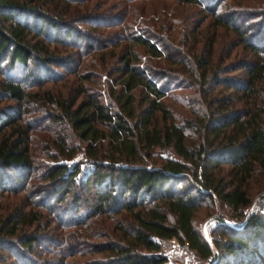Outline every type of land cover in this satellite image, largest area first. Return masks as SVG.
Segmentation results:
<instances>
[{
  "label": "trees",
  "instance_id": "trees-1",
  "mask_svg": "<svg viewBox=\"0 0 264 264\" xmlns=\"http://www.w3.org/2000/svg\"><path fill=\"white\" fill-rule=\"evenodd\" d=\"M51 1L53 8L46 9L41 0H0V61L7 58L11 69L17 64L24 66L35 85L41 84V74L47 80H59L64 73L51 66L66 69L73 62L74 54L61 56L56 46H70L79 52V40L85 39L81 48L85 45V51L91 48L87 42L92 37L98 46L104 44L102 36L85 34L72 23L85 16L79 14L77 7L84 0ZM175 1L200 4L199 0ZM221 1L215 0L203 8L215 24L236 35L234 46L241 45L252 54V59L239 62L238 68L245 74L242 79L219 77L218 69L210 63L213 42L208 44L207 57L191 56L188 61L184 56H171L166 50L169 46L161 48L141 34L130 35L131 42L142 45L150 57H162L166 63L181 67H170L165 72L149 66L142 68L131 49L119 53L114 76L122 86V92H114L118 111H112L97 92L86 87L85 83L91 82L86 73L78 75L77 96L82 99L72 109L75 97H64L56 91L55 95L51 89L28 90L12 78L1 77L0 70V100H12L17 106L13 111L0 107V195L16 196L26 182L40 180L26 187L24 196L28 202L10 203L2 211L5 213H0V250L11 248L16 254L10 264H33L25 252L34 251L42 238L38 233L41 213L30 207L25 209L26 206L52 211L49 203L33 196L41 192L59 203L72 186L79 184L84 201L77 203L75 210L86 207V211L84 218L73 224L84 225L93 216L107 215L115 220L108 233L95 230V239H107L95 242V253L100 257L93 264H165L166 258L159 252L160 240L172 237L187 243L201 259H208L216 250V258L226 264H264V214L251 213L236 229L220 224L221 238L210 230L212 244L194 225L195 213L204 200L220 201L241 216L251 201L250 181L256 176L264 181V58L259 53L264 44V16L255 41L249 28L242 30L229 23L228 16L216 15ZM173 50L175 55L179 53L174 46ZM184 69L194 78L193 86L202 96L203 108L197 109L192 118L176 122L163 100L166 89L157 78ZM136 87L140 88L139 109L135 108L132 92ZM225 90L243 99L242 105H229ZM31 103L44 110V116L53 123L65 125L61 128L69 132L58 129L35 142L32 123H19V110H23L20 107L25 109ZM75 139L85 144L84 152L93 159L80 183L79 163L68 161L81 149ZM105 139L125 162L119 163L116 157H110L108 162L97 159L100 141ZM155 147H170L175 157H164L157 166L135 163L140 151ZM109 156L113 153L101 157ZM89 199L92 200L86 203ZM31 224L32 232L18 231ZM79 229L75 228L80 232ZM71 233L58 235L59 242L66 241ZM2 234L13 239H5ZM70 239L72 247H66V255L76 253L80 242ZM63 248L57 249L58 256L63 254Z\"/></svg>",
  "mask_w": 264,
  "mask_h": 264
},
{
  "label": "rangeland",
  "instance_id": "rangeland-1",
  "mask_svg": "<svg viewBox=\"0 0 264 264\" xmlns=\"http://www.w3.org/2000/svg\"><path fill=\"white\" fill-rule=\"evenodd\" d=\"M199 1L200 4L175 0H84L77 7L80 9L79 14L84 13L83 15L85 16H80L72 23L75 27L83 29L85 34L102 36L103 47L98 46L93 37L87 42L91 48L85 51V45L81 49L83 44H85V39L79 40V43H81L78 48L79 52L70 46H56L57 52L61 56L69 55L70 53L74 54L72 55L73 62L69 63L66 69L51 66L52 69L64 73V76L59 80H47L41 74L38 76L41 84L35 85L32 78L28 76L27 69L24 66L17 64L11 69L7 58L2 62L0 61L1 77L4 79L12 78V80L20 82L28 90L51 89L55 95H57L56 91L64 97H75V104L72 106V109H74L82 99L81 95L77 96V89L80 83L78 75L86 73L91 78L90 83H85L86 87L97 92L100 100L109 106L112 111H118L115 93L122 92V86L116 83L114 76H116L115 68L118 65L116 57L119 53L127 51L128 48L131 49L138 57L137 65L142 68L149 66L165 72L170 67H181L180 64L166 63V61L162 60V57L160 59L152 58L142 45L131 42L130 35L141 34L151 38L161 48L163 45L169 46L166 50L171 56H184L188 61L191 60V56L198 58L207 57L208 44L213 42L210 63L212 62L211 64H213L214 68L218 69L219 77L242 79L245 74L244 70L238 68L239 62L245 59H252V54L249 50L242 48L241 45L234 46L237 39L236 35L232 31L225 29L224 26L215 24L209 11L203 8V5L212 4L215 0ZM41 3L44 4L46 9H51L54 2L41 0ZM84 5H87V7L84 8ZM238 11L247 12V15ZM232 13L233 15H230ZM218 14L225 16V18L228 16L226 19H231L229 23L238 25L242 30L249 28L250 35L257 41L258 30L260 32V23L264 16V0H223L216 10V15ZM258 41L261 43L262 38L259 37ZM173 46L179 50L176 55L174 54ZM259 51L264 58V44L261 45ZM67 70L71 72H67ZM32 71L36 70L33 68ZM186 71L184 69L174 74L165 75L163 78H157L158 84L166 89L163 100L172 112L176 122L183 121L189 117L192 118L197 109L203 108L201 103L202 96H198L197 90L193 86L195 85L193 83L194 78L189 76ZM132 92L134 94L135 108L139 109L140 88L136 87ZM224 97L227 98L229 105L234 102L231 106L240 107L242 105L243 99H238V95H235L230 90H225ZM0 107H7L11 111L17 110V106L9 99L0 100ZM50 107L55 112L57 111L54 106ZM20 108L23 110H19L22 112L19 117V123L25 121L32 123L34 129L31 134L34 135L35 142H41L45 135H50L58 129L65 133L69 132L65 129V125H57L50 121L46 115L44 116V110L39 108L36 103L25 105V109L23 107ZM61 125L65 127V130L61 128ZM101 127L104 128V126ZM75 140L77 141L78 139ZM77 143L81 149L68 161L70 163H79L81 173L77 181L80 183L84 172L91 169L93 159L84 152L85 144L80 141H77ZM99 152L97 158L99 161L108 162L110 157H116L119 163L125 162L123 156L118 157L112 151L106 139L100 141ZM109 153H113V156L101 157ZM139 155L140 159H137L135 163H144L148 166L159 165L164 157H175L170 147H155L148 152L140 151ZM45 159L51 161L47 158ZM32 181L38 183L40 180L36 178L29 180L16 196L1 194L0 213H5L2 211L10 203L28 202L29 198L26 199L24 194L27 190L26 187ZM81 187V184L72 186L65 199L59 203H56L57 201H55L54 197H48L45 193L43 195L40 192L37 196H33L34 199L41 198L43 202L49 203L52 211L35 205V207L26 206L25 209L30 207L32 210L41 213V225L38 233L42 235L43 239H40L37 247L34 246V251L25 252L33 260V264H93L95 258L100 257V254L95 253L94 244L97 241H106L107 238L101 236L95 239V230L100 233H108L109 227L112 226L115 220L107 215L97 218L93 216L88 218L84 225L77 226L73 224L75 221L83 219V213L86 211V207H82L79 212L75 210L77 203L84 201ZM249 190L251 201L248 206L243 208L241 216L237 215L238 211L231 210L217 200H204L199 206L194 216V225L210 244H212L210 230H213L214 235L221 238L218 233L220 224L224 223L236 229L244 224L246 216L251 213L264 214V181L262 178L254 177L250 181ZM90 196L91 194L88 193L87 197L90 198ZM91 200H86V203ZM5 211H8V209ZM116 217H119V215ZM55 218L59 219V224H57ZM76 227L77 229L80 228L79 230L81 231H76ZM33 228L34 224H31L24 229L20 228L18 231L20 233H28L32 232ZM69 231H72L71 235H67L66 241H61L60 243L58 235H66L65 233ZM1 237L8 240L13 239L6 234H2ZM69 238H71L70 240H80L75 248L77 252L72 255H66L68 251L66 247L71 246ZM175 241L176 239L172 237L167 244L171 245ZM62 246L65 247L63 248V254L58 256L56 251L59 247L61 249ZM213 253L208 259H201L196 256L193 264H226L223 259L216 258V250ZM15 257L16 254L11 248L9 250H0V264H10L16 259ZM184 262L182 257L175 256L167 260L166 264Z\"/></svg>",
  "mask_w": 264,
  "mask_h": 264
},
{
  "label": "built area",
  "instance_id": "built-area-1",
  "mask_svg": "<svg viewBox=\"0 0 264 264\" xmlns=\"http://www.w3.org/2000/svg\"><path fill=\"white\" fill-rule=\"evenodd\" d=\"M170 239L171 238L160 240L159 252L166 258L165 264L167 263V260L174 258L175 256H179L184 259L185 262L179 264H193V261L197 256L196 252L191 249L187 243H180L176 238L175 242L168 245L167 242H169Z\"/></svg>",
  "mask_w": 264,
  "mask_h": 264
}]
</instances>
